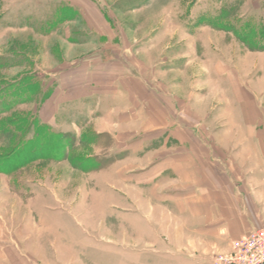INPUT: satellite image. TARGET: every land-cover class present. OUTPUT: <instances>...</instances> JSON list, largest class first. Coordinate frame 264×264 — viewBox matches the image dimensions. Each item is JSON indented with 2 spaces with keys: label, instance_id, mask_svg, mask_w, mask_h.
Listing matches in <instances>:
<instances>
[{
  "label": "rangeland",
  "instance_id": "374dc122",
  "mask_svg": "<svg viewBox=\"0 0 264 264\" xmlns=\"http://www.w3.org/2000/svg\"><path fill=\"white\" fill-rule=\"evenodd\" d=\"M223 10L228 13L220 20ZM247 21L264 24V0H0V56L18 57L0 67V81L25 72L38 76L39 99L25 96L14 110L26 120L36 108L47 124L41 114L52 111L64 93L72 95L70 79H87L83 61L92 62L87 68L93 75L104 67L98 65L101 57L108 61L119 53L139 75L157 65L162 70L154 73L164 80L165 70L176 68L173 78L181 85L165 89L181 97L183 126L214 131L212 138L200 135L203 141L222 146L226 137H260L264 143V49L248 47L224 26ZM156 85L150 87L161 92ZM75 111L74 117H83L73 125L78 132L48 124L62 136L39 128L36 150L26 147L28 156L18 158L23 146L0 135V160L14 164L0 170V264H10L1 261V251L13 238L35 264H154L158 256L147 252L145 242L162 247L152 241L157 232L150 226L160 229L157 212L166 203L143 197V191L137 199L127 196L112 166L125 153L112 154L111 136L96 133L95 120ZM5 115L10 113L0 117ZM149 205L155 223L145 216ZM168 225L164 235L181 236ZM225 252H209L210 261Z\"/></svg>",
  "mask_w": 264,
  "mask_h": 264
},
{
  "label": "crops",
  "instance_id": "0c3cea01",
  "mask_svg": "<svg viewBox=\"0 0 264 264\" xmlns=\"http://www.w3.org/2000/svg\"><path fill=\"white\" fill-rule=\"evenodd\" d=\"M103 58L98 65L105 68L97 67L93 75L87 68L92 62L83 61L81 65L86 67L82 75L87 79H70L75 89L72 95L64 93V99L55 102L53 110L48 108L41 118L63 127L64 133H76L73 125L83 117H74L75 109L80 115L87 113L84 117L95 120L96 133L111 136L108 150L126 155L112 166L117 168V179L125 184L127 196L136 198L143 191V197L166 203L157 212L160 229L150 226L157 232L152 241L158 239L162 247L145 242L147 252L158 256L154 264H211L209 252L229 251L234 240L264 227V143L260 137L233 142L226 137L222 146L203 141L200 135L211 137L214 131L201 133L199 128L183 126L181 97L165 89L181 85L182 80L173 78L176 68L166 69L163 80L154 73L162 70L157 65L143 76L129 70L119 53L109 56L108 61ZM148 78L157 82L161 92L150 87L155 85ZM51 97L46 101L48 106ZM31 113L38 117V109ZM194 117L199 118L197 114ZM224 134L232 133L224 129ZM154 210L149 205L145 211L150 223H155ZM167 223L181 236L164 235ZM20 247L18 238L4 241L1 261L35 264L37 260L31 261Z\"/></svg>",
  "mask_w": 264,
  "mask_h": 264
},
{
  "label": "trees",
  "instance_id": "16d2710c",
  "mask_svg": "<svg viewBox=\"0 0 264 264\" xmlns=\"http://www.w3.org/2000/svg\"><path fill=\"white\" fill-rule=\"evenodd\" d=\"M227 13V10L221 11L220 20L224 19L225 16H227ZM211 22L214 25L218 23L221 24V21L217 20H213ZM224 26L228 30H232L234 34L248 47L252 49H264V24L251 23L250 21H247L240 26L231 23L226 24ZM15 58L18 57L11 55L8 59H4L0 56V67L12 65L14 61H17ZM31 74V72H25L23 74H20L12 82L0 81V115L7 112L10 113V115L8 116L5 115L0 117V135H7L8 140L17 139V142L23 146L18 152V158L21 157L23 152H26V155L28 156L29 150L26 151L27 148H31V150H36V146L34 145L38 137L40 136L39 128L45 129L44 131L46 134H55L62 136L64 135L60 132L54 133V131L51 129V126L40 122L36 115L30 118L29 116H27L25 118L26 120H24L18 115L17 111L14 110V107L19 103L18 101H21L26 98L25 96H35L37 94L36 98L37 100L39 99V93L38 91H35L36 85L39 83V78L35 74ZM15 113L16 115H13ZM22 121H25V123L17 124ZM27 160L28 159H24L18 164H23ZM9 164L0 160V170H5V168H7V165ZM106 165L107 163L105 162L102 166ZM10 167L13 168L14 164H10L8 168Z\"/></svg>",
  "mask_w": 264,
  "mask_h": 264
},
{
  "label": "built area",
  "instance_id": "2783aa9c",
  "mask_svg": "<svg viewBox=\"0 0 264 264\" xmlns=\"http://www.w3.org/2000/svg\"><path fill=\"white\" fill-rule=\"evenodd\" d=\"M211 264H264V227L234 240L228 252L212 257Z\"/></svg>",
  "mask_w": 264,
  "mask_h": 264
}]
</instances>
